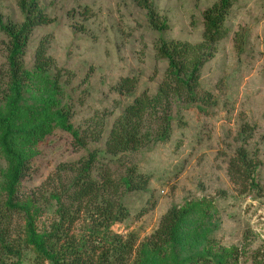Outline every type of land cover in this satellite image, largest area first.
Segmentation results:
<instances>
[{
	"label": "rangeland",
	"instance_id": "obj_1",
	"mask_svg": "<svg viewBox=\"0 0 264 264\" xmlns=\"http://www.w3.org/2000/svg\"><path fill=\"white\" fill-rule=\"evenodd\" d=\"M151 1L168 25L164 31L149 27L147 12L135 0H39V8L50 21L33 30L25 63L32 69L39 44L49 41L51 71L61 70L63 81L68 82L64 101L72 106V123L88 135V143L80 147L68 132L54 128L33 147L30 169L11 199L8 182L3 180L8 163L0 155V210H5L9 200L20 206L3 225L9 242L22 252L20 258L4 256L0 264H37L26 244L29 222L39 233L51 230L59 207L51 193L64 190L73 176L60 173L59 168L75 167L97 151L101 155L96 168L108 169L116 181L133 170L149 178L145 190L124 196L129 216L111 227L125 240L134 236L135 250L160 227L171 208L204 203L216 224L214 250L235 247L241 252L239 264H263L264 0H231L224 24L227 36L214 45L215 54L201 69L199 101L174 100L171 137L149 142L138 151L109 156L103 153L106 142L124 108L140 95H156L164 81L168 62L157 57V42L163 37L201 43L204 11L219 0ZM18 2L0 0L4 20L23 22ZM8 42L0 31V72L5 81ZM124 78L136 81L130 96L115 89ZM99 130V140H92L91 134ZM243 131L246 142L241 139ZM241 148L258 164L257 190L250 188V179L230 169ZM62 202L67 200L63 197ZM87 217L81 215L70 230L71 237L78 239L92 227ZM136 256L123 264H136Z\"/></svg>",
	"mask_w": 264,
	"mask_h": 264
},
{
	"label": "trees",
	"instance_id": "obj_2",
	"mask_svg": "<svg viewBox=\"0 0 264 264\" xmlns=\"http://www.w3.org/2000/svg\"><path fill=\"white\" fill-rule=\"evenodd\" d=\"M135 1L147 12L150 28L157 31L168 28L154 2ZM18 5L24 15L22 23L6 21L0 15V31L9 40L7 81L0 72V155L8 163L3 180L8 182L9 199L27 176L35 154L33 147L45 140L54 128L68 132L80 147L85 148L88 143V135H83L72 123V106L64 101L68 82L63 81L61 70L51 71L54 62L47 55L49 41L42 40L39 44L32 69L25 63L33 30L38 25L48 24L50 18L39 8V0H19ZM231 7V0H219L204 11L203 41L198 45L160 38L156 44L157 57L168 62L164 81L156 95H140L124 108L111 129L104 154L116 156L138 151L149 142H164L171 137L174 100L181 99L188 104L199 101L201 69L215 54L214 45L227 36L224 24ZM135 87L133 78H124L115 89L130 96ZM99 133L100 130L92 133V140H99ZM241 139L247 141L244 131ZM238 154L230 169L250 179V188L257 190L258 164L243 148ZM100 155L98 151L92 152L75 167L59 168L60 173H73V176L64 190L51 193L59 205L58 221L49 232L39 233L32 221L27 229L26 244L34 251L37 264H123L134 253L136 264H239L238 248L214 250L217 244L212 232L216 224L212 221L210 207L204 203L171 208L160 227L138 250H135L137 239L134 236L125 240L111 232L112 225L129 216L124 196L145 190L149 178L133 170L116 181L108 169L96 168ZM55 178L51 177L52 184L56 183ZM63 197L67 202H62ZM19 208L9 200L5 210H0V261L4 256H22L7 239L8 229L3 225ZM82 214L88 216L92 227L77 239L70 236V230Z\"/></svg>",
	"mask_w": 264,
	"mask_h": 264
}]
</instances>
